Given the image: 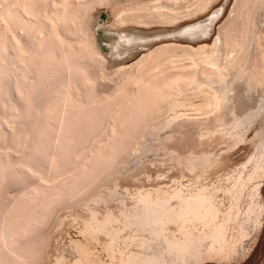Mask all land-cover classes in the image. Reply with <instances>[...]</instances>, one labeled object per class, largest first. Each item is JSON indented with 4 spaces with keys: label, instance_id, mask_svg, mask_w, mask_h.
<instances>
[{
    "label": "bare ground",
    "instance_id": "obj_1",
    "mask_svg": "<svg viewBox=\"0 0 264 264\" xmlns=\"http://www.w3.org/2000/svg\"><path fill=\"white\" fill-rule=\"evenodd\" d=\"M213 2L214 0H0V106L10 110L15 108L16 111L3 110L4 114L0 115V137H5L8 143L6 149H9L0 155V165L2 170L13 173L16 179L20 176L33 178V183L30 184L33 188L30 185L31 189L23 186L25 197L30 195L35 200L42 191V195L37 198L38 202H34L36 204L31 207L32 211L28 208L30 213H26L25 219L22 217L20 223L17 219L16 222L12 221L15 225H7L4 217L8 214H5L2 228L12 227L13 230H1V245L20 242L32 231L41 230V226H37L43 218L49 221L45 217H50V214L52 216L55 211L52 208L57 202L59 205L61 201L67 200L69 204V199H79H68L67 196L75 197L73 190L79 193L84 189V180L90 177L91 170L92 173L94 170L100 173L99 180L102 184L105 182V189L109 193L100 190L96 192V189V193L93 191L90 194L84 190L89 193H85V196L90 195L87 201L89 204L106 202L117 185L113 175H118L119 165L126 161L125 154L136 147L144 132L153 134L171 126L179 134L178 145L185 147L188 146L186 141L195 138V131H199L196 128L204 122L223 120L221 118H228L230 121L231 114L238 117L252 112V118L264 116L263 106L257 108L258 97H262L260 88L264 85V33L256 25L257 13L264 8V0H235L211 45L201 44L196 47L193 43L203 40L210 33L212 23L219 13L208 18L207 24L200 21L183 29H180V24L175 30L179 29L181 36H176L178 32L173 36L183 43L172 42L156 46L129 65H123V60L133 53L132 49L136 45H149L151 41L147 35L126 30L124 35H119L126 39L119 41V36L118 39L116 36L120 31H125L123 29L117 30L115 35L92 29L97 23L94 19L99 15V7L111 11L116 25L129 21L138 24H174L210 9ZM167 32H160L158 36L162 39ZM144 37L147 38L146 42H135ZM127 41L131 44L127 45ZM115 48L118 55L122 54L121 58H113L115 55L111 54V50L115 52ZM113 65H119L112 71L114 78L108 77V72L104 71ZM104 79H110L111 83ZM248 86L253 88V92ZM259 93L261 94L258 95ZM25 105L27 108L30 106V119L27 117L29 115L22 118L23 113L25 115L27 112ZM91 111H105L108 118L104 123L105 128L101 127L104 131L99 137L102 138L94 140V145L89 146L83 157L76 161L79 167L86 164L90 169L87 171L89 176H85L86 171H83L86 179L78 178L83 173L80 172L76 178L78 182H75L76 176H70L74 180L69 182L76 183L74 187L72 184L70 187L68 177L63 179L67 184L65 181L62 183L61 179L59 184L54 178L48 177L50 174L47 176L29 160H23L25 152L33 147L36 134L33 136L32 133H36L37 127L35 131L32 128L36 121L43 125V120H51L53 130L56 129L55 132L60 135L64 134L60 131L70 128L66 123L68 114H87L86 119L90 122ZM236 120L238 122L240 118ZM48 124L45 123L46 127L42 126L43 129L51 128ZM240 124L235 127H241ZM73 125L77 126V123L71 122V127ZM1 147L4 148L3 145ZM122 153H125L124 158ZM183 165L190 170L195 168L190 160L184 161ZM74 167H71L73 171ZM18 180L20 182L21 179ZM38 180L41 183L52 180L58 184L51 185L50 182L49 186H44L45 183L39 184ZM99 184L96 188L100 187ZM111 184L113 188L107 187ZM188 184H184L182 176H179L171 177L170 187L145 188L136 185L130 204L120 200L117 209H106L100 215L96 208L91 213L90 209L87 218L83 219V233L87 242H74L77 252L74 261L70 263V260L65 261L64 258L57 260L58 264H152L156 253L148 255L143 249L145 244L150 246L153 243L149 245L148 242L156 239H159L157 242L163 240V251L174 252L177 259L190 251L193 244L203 243L205 240L210 241L212 251L226 256L232 254L234 243L227 240L226 229L229 221L235 217L234 211L221 212L215 195L216 188L209 189L201 184L202 186L193 189ZM36 186L45 189L43 191L42 187ZM260 187L255 189L259 196ZM36 188L42 190L36 192ZM64 190L67 196L62 194ZM32 194L38 196L33 197ZM64 202L66 201L60 204L62 207ZM259 204L262 215L264 204ZM254 222L258 228L262 218ZM101 236L105 257L93 245L94 241L101 240ZM10 245L9 248L7 246L8 250L14 248ZM250 250L251 245L243 253L244 257ZM18 261L21 264L22 261Z\"/></svg>",
    "mask_w": 264,
    "mask_h": 264
},
{
    "label": "rangeland",
    "instance_id": "obj_2",
    "mask_svg": "<svg viewBox=\"0 0 264 264\" xmlns=\"http://www.w3.org/2000/svg\"><path fill=\"white\" fill-rule=\"evenodd\" d=\"M234 1L235 0H214L212 5L213 7H211L210 9L198 13L199 15L197 14L190 17H186L174 24L173 23L138 24L129 21L122 25H116L113 20V15L111 11L106 8L99 7V9H101L98 13L99 15H97V18L94 19L97 21V23L93 25L92 29L100 33L106 32L107 34L109 33L110 35L111 34L115 35L117 33V30L118 31L122 29L125 30L123 32L120 31V33L116 36L117 39L119 35H124L126 30L127 32L129 30V32H137L138 34L140 33V35L143 34L147 35L146 37L148 38V40L151 41L149 45L146 46L141 45V47H138V45H136L135 46L136 48L134 47L132 49L133 53L129 57L123 60V65H129L135 62L138 58H140L143 53L149 52L151 49H153L156 46L163 45L166 43H172V42L183 43L179 40H176L174 37L176 35L175 32L179 33L178 31L179 29L175 30V28L180 24L182 25L180 29H183L187 26L189 27L191 25H195L197 22L200 21L203 22V23L201 22L202 24H207L208 18L214 15V13L216 14L219 13L217 18L212 23L210 33H208V35L203 40L193 43L194 46L196 47L201 44L211 45L212 41L217 36L218 28L222 25V23H224L229 13V10L233 6ZM102 13H104V18L101 17ZM256 23H257L256 24L257 27L258 28L260 27L261 31L264 33V8H262L261 11L257 13ZM165 30L168 31L167 33H165L167 37L164 35V38L161 39L158 36V33L160 32L163 33L165 32ZM179 35L181 36V32L176 36ZM146 37L139 38L138 40H135V42L138 41L140 43H144L147 41V40L145 41V39H147ZM124 39H126V37L122 38L121 36H119L118 40L124 41ZM129 41L132 43L134 42L131 40ZM129 41L126 42L127 45H129L130 43ZM126 43L124 42L125 45ZM114 50L116 53L113 50H111L112 53L110 52L111 54H113V56L115 55L113 58H121L122 54L119 55L117 54L118 52L117 48H115ZM118 66L119 65L116 66L113 65V67L110 66L104 69V71L106 73L108 72L107 73L108 77H113L114 74H112V71ZM109 80L110 79H104V81L107 83ZM248 88L250 91L252 90L253 92V88L251 89L250 86H248ZM260 89L262 94L259 93L258 95L261 94L262 97L257 96L259 99L258 102L259 104L257 103V108L260 105H262L263 111L261 108L260 112L261 111L264 112V85ZM50 104L52 106V103ZM26 105L28 106V104ZM26 105L25 108L27 109V112H29V114L25 112L26 109H24L23 111L25 112V115L23 112L20 113H23L22 118H24L26 115H29L27 117L30 119L32 117L30 114L31 111L29 110L30 106L27 108ZM3 110H6L4 112L7 111L11 112L13 110L12 112L16 113L15 108H12L10 110L0 106V115L4 114ZM75 113L76 112L67 115L68 121L66 119V123H68L70 128H68L64 132L60 131L61 133H64V134H60L61 136L57 132H55L57 131L56 129L53 130L52 125L50 124L51 120L49 121L46 119L45 122L43 120V125L40 124L39 121H36L35 122L36 124H34L33 126L34 128H32V130H34L37 127L36 133H32L33 136L36 134L33 142L34 143L33 147H31L29 149L30 151L28 150L27 153L25 152V155H23L24 157L22 158L24 161L29 160L28 162H30L32 165L37 167L39 171L41 169V171H43L42 173L46 174L47 176L48 174H50L48 177L54 178V181L57 180L59 184H60L59 181L60 179L66 180L67 177L70 179L67 182L74 180L72 179L73 176H76L74 177L76 180L77 176L80 175L83 171H86L85 176H89L90 172L91 175L86 179L85 177H83L84 176L83 175L84 172H83L78 177V178L83 177L86 180H84L85 184H83L85 185L83 187L84 189L82 190L80 189L81 191H79V193H75L76 190H73L74 193L71 192L72 188L71 190H69L71 194L73 193L75 195V197L67 196L64 194L66 191L65 190L63 191L62 194L67 196L68 199L69 197H73V199L74 198H79V199L77 200L75 199L76 201L72 200V198L69 199L70 203H72V201H74L73 203L76 202V204L74 205L73 203L67 204L68 201L63 200L66 201L63 203L64 204L63 207L62 205H60L61 202L63 201L60 202L59 204L60 206L58 205L59 202H57V204L55 205L58 206V207L56 206L58 209L54 205L53 206L54 208L52 209L55 211L51 209L53 211L52 213L50 210L52 216L50 212H48L50 214V217L48 218H46L47 216L45 217V219L49 221L43 220L44 219L43 218L41 219L43 223L42 221H40L43 226L41 224L38 225L37 223L38 225L37 228L41 226V230L39 229L40 232H38L39 230H35L27 234L25 238H23L22 240H20L21 239L20 238L19 239L20 242L17 243L14 242V244L13 242H10L11 245L13 244L12 245L14 247L13 249L10 248L8 250L10 245L9 243H7L8 245L7 244L1 245L2 243H0V264H19L20 261L18 260H21L23 262V263L21 262V264L24 263L25 264H58L57 260L60 261L64 258L65 261L70 260L69 262L72 263L75 259V256H77L74 242L76 241L85 242L86 240L85 239L86 237H84L85 234L83 233L84 232L83 221L89 215L90 209L92 210L93 208H96L95 210L99 213V214L97 213L98 215H100L106 209L115 210L120 206V200H123L124 203H126L127 205L132 202L131 195L134 193L133 191H135V189L137 188L136 185L144 186L145 188H150L152 186L170 187L169 184L171 177L179 178V176L180 178L182 176V180L184 184L189 183L188 186L192 188L194 187L193 189H196L202 185L208 187L209 189L211 188L215 190L216 188L217 190L215 191V195L217 202L219 204V208L221 209V212L225 213L229 210L233 213L234 211L235 217L233 220L229 221L226 229L227 240L229 242L233 241L232 243H234L233 245L234 250L232 254L230 253V255L228 254L229 256L228 255L226 256L224 253H219L214 250L212 251V248L210 247V241L205 240L203 241V243L197 242L193 244L191 249L192 251L191 250L188 251L189 253L185 252L183 254V257L179 258L178 256L177 259L174 252L167 253L163 251V246H164L163 240L162 242L161 240L160 242H157L156 240L159 239H156L155 240L156 243H154L155 241L154 242L149 241L148 242L149 245L150 243L153 244L150 246H148V244H145L144 245V247L146 246L145 249H143L144 247L142 248L143 251L145 250L144 251L145 254L148 255L152 254L153 256V254L156 253V256H154L155 261L152 264L155 263L156 264H264V210H263V214L260 215L262 211V207L261 204H259V203L264 204V119H263L264 116L252 118V114H251L252 112H251L249 113L251 117L248 114L243 115L244 117L247 118H244L243 116L237 117L234 114H231L230 116L232 120L230 118V121L228 118L227 119L221 118L223 120L213 119L214 121L210 120L208 122H204L205 123L204 126H203L204 123H202L201 125H199L200 127L196 128V130H199V131H195L197 132L196 133L197 137L194 135L195 138L186 141L188 146L185 145V147L184 145L183 146L178 145L179 134L176 131V129H174L173 127L171 129L170 128L171 126L170 127L167 126L168 128L165 127L161 131L153 134L150 133L148 134L144 132V136H141V138L138 139L139 143L136 145V147H134V149L136 148L135 150L131 148L130 150H128L127 154L122 153V156L123 154L126 155V157L123 156V158L124 157L126 158L125 159L126 161L124 162L125 165L124 164L119 165L121 169L118 168L119 169L118 172L120 174L117 172L118 173L117 176L116 174L113 175L114 177H116L115 183L117 184V185L114 184L115 192L112 191L110 193L111 195H109V198L107 199L106 202H102V201L98 203L90 202L89 204L87 199L90 195L85 196V193L89 191V193L91 194V192L93 191L95 192V190L97 189L96 192L100 190L108 194L109 190H107V188L105 189L106 186L105 182H103L102 184L101 180H99L100 173L98 171L94 170V172L92 173V170L89 171L90 169L88 170L87 168L88 166L86 167V164H82V163L81 164L84 165L85 167L80 165L81 167L80 168L76 161H79L83 157L85 152L88 151L89 148L94 145L95 142L94 140H96L100 136L101 132L104 131L102 130L101 127H103V129L105 128L104 123H106L108 115L107 112L105 114V111H91L89 114L90 116L92 115L91 116L92 122L91 121L89 122V120L86 119L87 114L79 115V113L78 114ZM90 116L88 115V117ZM15 118L13 117V119ZM238 118H240V121L236 122L237 121L236 119ZM87 120H88L87 123L90 126L86 124ZM241 120L243 121V123H241ZM47 121L51 125V128L47 126L49 127L47 128L49 132L45 128L46 127L45 123L48 124ZM71 122L74 124L77 123V126L73 125L74 127L73 126L71 127ZM38 123L41 125V126L39 125L41 129L38 128L39 127L37 126ZM83 123H85L86 126ZM206 123L209 125H206ZM239 124L241 127L236 126L237 127L236 128L235 125H239ZM44 125H45L44 127L45 130L42 127ZM93 127H95V130ZM96 127H98V129ZM45 131L46 133H44ZM97 132L99 134H97ZM57 134L59 138L57 137ZM55 137H57V139ZM4 138H1V140L2 141L5 140ZM99 138H102V136ZM1 140H0L1 142L0 155H2L4 151L9 150L6 149L8 148L7 147L8 143L6 142V140L3 141L4 143ZM96 141H98V139ZM96 144H98V142H96ZM2 145L4 146V148L1 147ZM185 158L188 159L185 160ZM177 159L179 161L183 160V162L184 161L186 162L187 160L193 161L195 168L191 170L187 169L186 166H184L185 164L183 165V162H178ZM75 162L77 164H74ZM71 167H74L75 171H73ZM1 168L2 167L0 165V170H1L0 173H2L1 175H3V176L0 175L1 176L0 177V222H1L0 232L4 228V227L2 228V221L5 214H8L7 217L5 216L6 218L4 217V219H6L7 225L12 226V224L16 222L17 219L20 223V220H22L25 217L26 213L27 215L30 213V211H27L28 208L29 210L32 211L31 207H33L36 204L34 202H38L37 198L40 195H42L41 190L43 189L44 191L45 189L42 186L39 187L36 186L38 188L42 187V189L36 188V192H39L37 190L41 191L39 193V196L33 194L31 195L33 197L38 196L35 197L36 201L33 198L31 199L30 195H26L25 197V194L23 195L24 190H22L23 186L24 188H26V186L29 187L28 185L33 183L32 181L33 178L32 179L30 177L21 178L22 176L20 177L18 176L19 178L16 179L14 178L13 173L11 174V172H9L8 170L6 172L4 171V169L2 170ZM87 171H89V175ZM7 173H10L11 175ZM71 175H73L72 178L70 177ZM18 179H21L20 182ZM94 179H96L97 181L96 180L94 181ZM65 180H63L62 183H64ZM78 180L81 182V179ZM38 182L39 184L41 183L39 180ZM50 182L51 185H54V183H56V182L53 183L52 180ZM50 182L48 183L43 182L45 183L44 186L46 184L48 185ZM67 182L65 184H67ZM75 182L78 181L76 180ZM43 183L41 184L43 185ZM69 183H70V187L76 184L73 182L72 183L69 182ZM99 183H101L102 185H100ZM98 184L100 185V187L96 188ZM81 185L82 184H80V186ZM80 186L79 188H81ZM110 186L113 188L112 184L107 185V187ZM257 186H261L260 196L258 195V191L255 190L257 189ZM30 187L33 188L32 185H30ZM84 190H87V192ZM69 191L67 192L68 195H70ZM83 191L84 194L82 193ZM77 194L82 196L76 197ZM63 195L61 196L64 197ZM65 204L67 206H65ZM91 210L90 213L95 211V210L92 211ZM260 218H262V223L257 228L256 226L257 223L255 224L254 221L257 222ZM15 224L16 223H14V225ZM171 227L173 228V225H171ZM5 229L7 231L9 229L10 231L13 230L12 227H8L7 229L6 226L3 230ZM27 236L28 237L30 236V238H28ZM102 239L103 237L101 238V240L98 241L96 240L97 242L94 241L93 245L96 251H98L100 255L105 257V252L101 245ZM249 245H251V250L248 253V255L244 257L245 254L244 252ZM34 250H36V253H34L35 252ZM10 252L13 254H11ZM156 259L160 261L157 262Z\"/></svg>",
    "mask_w": 264,
    "mask_h": 264
},
{
    "label": "water",
    "instance_id": "obj_3",
    "mask_svg": "<svg viewBox=\"0 0 264 264\" xmlns=\"http://www.w3.org/2000/svg\"><path fill=\"white\" fill-rule=\"evenodd\" d=\"M101 17L104 18V13L101 14Z\"/></svg>",
    "mask_w": 264,
    "mask_h": 264
}]
</instances>
